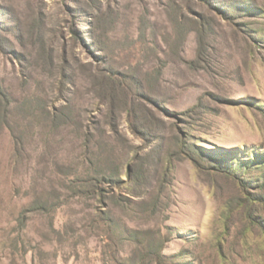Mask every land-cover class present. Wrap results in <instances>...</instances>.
Wrapping results in <instances>:
<instances>
[{
  "label": "rangeland",
  "instance_id": "374dc122",
  "mask_svg": "<svg viewBox=\"0 0 264 264\" xmlns=\"http://www.w3.org/2000/svg\"><path fill=\"white\" fill-rule=\"evenodd\" d=\"M155 261L264 264V0H0V264Z\"/></svg>",
  "mask_w": 264,
  "mask_h": 264
},
{
  "label": "trees",
  "instance_id": "16d2710c",
  "mask_svg": "<svg viewBox=\"0 0 264 264\" xmlns=\"http://www.w3.org/2000/svg\"><path fill=\"white\" fill-rule=\"evenodd\" d=\"M107 220V219H106ZM108 221V220H107ZM158 254V252H156V251H153V250H149V251H146L145 252V254H144V257H143V260L144 259H147V258H150V260L152 261L153 259H155V260H157V256H159V255H157ZM149 260V261H150ZM155 263H156V261H155ZM156 264H159L158 262L156 263Z\"/></svg>",
  "mask_w": 264,
  "mask_h": 264
}]
</instances>
